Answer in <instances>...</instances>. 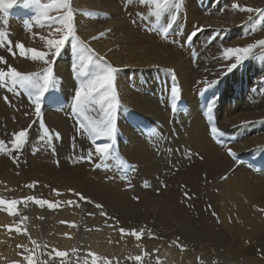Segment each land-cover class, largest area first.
<instances>
[{
    "label": "bare ground",
    "instance_id": "obj_1",
    "mask_svg": "<svg viewBox=\"0 0 264 264\" xmlns=\"http://www.w3.org/2000/svg\"><path fill=\"white\" fill-rule=\"evenodd\" d=\"M234 2L264 8V0H182L165 39L159 28L167 24L168 14L157 21L151 4L71 0L75 31L84 43L74 49L69 42L54 58L56 88L46 94L39 115L26 91L0 86V148H10L13 134L28 129L20 152L0 150V198L35 196L58 203L51 209L22 202L15 215L0 206V264H27L21 255H28L27 249L39 264H84L91 259L89 252L108 257L112 264H264V49L232 72L221 67L234 62L222 58L223 48L264 39V21L257 22L255 14L248 21L247 12L232 8ZM38 11L19 0L10 9L0 8V31L17 52L13 56L6 43L0 45V57L7 61L0 68L11 65L30 73L47 66L19 56L15 47L23 42L26 48L46 50L40 37L55 38ZM201 25L205 31L185 43ZM213 29L227 31L212 38ZM96 54L121 69L115 88L123 108L111 139L92 136L81 127L88 122L71 109L80 83L102 66ZM165 69L174 70L178 101L170 99L173 77ZM205 78L219 83L204 92L198 81ZM12 94L15 110L5 102ZM210 102L211 115L206 110ZM99 106L92 105L87 113L97 122L104 119ZM210 120L224 132L222 142L211 135ZM2 126L15 132L7 136ZM44 127L51 139H40ZM102 142L119 146L130 168L125 170L112 153L108 167H96L98 173L85 183H72L76 167L100 163L95 154L92 162L73 156H87ZM228 147L236 157L228 154ZM72 187L86 199L64 202ZM77 202H85V215L79 216ZM96 205L108 216L99 217ZM16 226L26 232H16ZM121 228L144 231L136 240L122 235ZM53 249L68 255L57 257ZM138 255L143 256L140 262L128 258Z\"/></svg>",
    "mask_w": 264,
    "mask_h": 264
},
{
    "label": "snow or ice",
    "instance_id": "obj_2",
    "mask_svg": "<svg viewBox=\"0 0 264 264\" xmlns=\"http://www.w3.org/2000/svg\"><path fill=\"white\" fill-rule=\"evenodd\" d=\"M27 6L28 4H34L38 7V16L40 20H43L47 23L48 27L52 32L56 34L55 38H49L48 36H41L40 39L46 42V50H38L36 48H26L23 42H17L15 47L18 49V54L21 57L30 58L33 61H41L45 65L40 72H30L25 73L18 71L17 68L8 65L7 69L0 68V86L8 88L9 91H17V89H22L29 94V97L35 106V112L39 115L41 111V106L44 101L46 94L55 91L56 81L53 76V67L55 60L54 58L59 57L62 49L69 42L72 43L73 48L75 49L78 45H82L84 42L80 39V37L76 34L75 26H74V16L75 12L72 8L71 0H48L47 3H42L41 0H19ZM18 0H0V8L10 9L13 5L17 4ZM140 3L151 4L152 10L151 15L156 18L157 21L160 20L162 16L166 13L168 14V22L166 25L161 26L159 31L166 39L173 28L174 23L178 19L179 10L181 8L182 0H140ZM232 8L234 10H239L241 12H247L249 14L248 21H253V15L255 14L256 21H264V8L260 7H247L241 6L239 3H233ZM55 13V15H53ZM143 15V14H141ZM39 22V20L37 21ZM247 23V22H245ZM55 25V27H53ZM31 26V25H29ZM44 23H40V27H44ZM205 31L204 26L195 27L194 30L188 34L185 43H191L193 38ZM213 37L215 38L220 34L221 31H227L226 29H213ZM51 35V33H50ZM101 36L104 33L100 34ZM96 39V37H93ZM8 45V51L16 56L17 52L13 51L11 45L12 41L8 39L7 33L0 31V45L4 44ZM86 47V46H85ZM264 49V39H259L254 43H250L247 46L243 47H226L222 50V58L225 61H234L232 63H228L222 65L221 67L224 69L225 73L232 72L233 69L237 68L244 61L253 58L254 53L257 49ZM91 53L93 50L88 49ZM97 59L102 62V66L96 74L92 75L90 79H84L79 88L75 91L73 102L71 105L72 111L83 117L84 120L88 122L87 125L82 124L81 127H87L88 132L96 137V136H104L108 138H114L117 133V113L119 110L123 108L121 104L118 93L115 88V77L116 74L121 70L109 63L103 57H100L99 54H96ZM0 63L7 64V61L4 60L3 57H0ZM168 71L170 75L173 77V84L170 88V99L175 102L180 98V88L175 83V74L174 70L165 69ZM198 83L204 84V92H207L209 89L214 87L219 80L209 81L205 78L204 81H198ZM7 100V97H5ZM94 104H100L104 111V119L102 121H95L89 118L87 115L90 107ZM173 110L175 111L177 108V104L173 103ZM206 110L211 115L213 112V104L210 102L206 106ZM250 122H245V124ZM45 135L41 136L40 139L44 140L45 138L51 139L52 134L44 127L43 129ZM210 133L213 137L217 138L218 142L221 141V137L224 136V132L221 131L220 128L217 127L215 123H212L210 120ZM59 135L58 133L56 134ZM28 137V129H21L20 131L13 134V137L10 141L11 147H2L0 150L8 152L11 154L12 152H20L23 148V145L27 143ZM114 150V145L112 143H102L97 144L94 150H90L87 156H80L79 160L84 161L87 160L89 162L93 161V155H97L100 158V163L95 164V167H108L106 161L112 155ZM227 152L230 156L236 157L237 153L233 151L231 147L227 148ZM16 159V157H13ZM226 178V177H222ZM29 187H34V185H29ZM57 194H59L58 190ZM81 200L86 199L82 194L75 193ZM187 197V193H185ZM27 201H32L36 205L40 207L47 206L48 208L54 209L58 207L57 202H52L43 199H37L35 196H29L21 200H5L0 198V206H3L4 209L12 215H15L17 212V205ZM69 205H72V201H68ZM97 208H101V205H96ZM106 215V214H105ZM74 226V225H73ZM13 226L9 225V230L12 229ZM16 232H26V229H23L20 226L15 227ZM120 233L130 234L136 238V240H140L143 235V229L137 232L135 229L131 230L129 233L128 230L121 228ZM31 243L36 247L40 248L41 245L36 240H31ZM27 248V246H18ZM46 247V245H45ZM29 252L28 255L23 256L24 261L27 264H39L38 259L33 254L32 249H27ZM77 250L74 248L72 252L75 253ZM53 254L57 257H66L68 253L66 251H60L58 249H53ZM51 255V254H50ZM88 257L91 259H85L84 264H112V261L106 256H100L95 252H89ZM144 255H147L145 253ZM130 260L140 262L143 260V256H130L128 257ZM159 261V258H157ZM12 264H20L19 261H13Z\"/></svg>",
    "mask_w": 264,
    "mask_h": 264
},
{
    "label": "rangeland",
    "instance_id": "obj_3",
    "mask_svg": "<svg viewBox=\"0 0 264 264\" xmlns=\"http://www.w3.org/2000/svg\"><path fill=\"white\" fill-rule=\"evenodd\" d=\"M6 89V88H5ZM14 101H15V95L14 94H12V95H10V97L8 98V100L7 101H5L11 108H13L14 110L16 109L15 107H14ZM100 108V109H99ZM99 108H98V110L99 111H101L102 110V107H101V105L99 106ZM31 122H33L34 124L36 123L35 121H31ZM145 126V125H144ZM2 131H4L5 132V134L7 135V136H10V135H12L14 132H15V130L12 128V127H8V126H5L4 127V129H3V126H2ZM51 132V131H50ZM0 135H2V134H0ZM104 137V136H103ZM105 139H107L108 137H104ZM105 141V140H104ZM103 143V142H102ZM101 143V144H102ZM0 145H1V143H0ZM24 147V146H23ZM22 157V156H21ZM20 157V158H21ZM79 157L80 156H78L77 154L76 155H74L73 156V158L74 159H76V160H79ZM19 158V157H18ZM19 158V159H20ZM257 163H259V162H257ZM26 168H28V166H26ZM264 169V167L261 169V170H263ZM71 173H72V183H74V184H77V185H80V184H82V183H85L90 177H93V176H95L98 172H97V170H96V167L94 166L93 168L91 167V165H89V166H84V165H82V166H78V167H76L75 168V170H72L71 171ZM72 189L74 190V192H70L71 194H70V198L68 197V199L67 200H65L64 202H68V201H73V200H80V198L78 199V197H77V195L75 194V193H79V189H77V188H73L72 187ZM75 190H76V192H75ZM129 191H131V190H129ZM132 193V192H131ZM136 200H138V198H135ZM85 204V202H83V203H81V202H77L76 204H75V209L79 212V216H81L82 214H84L85 215V213L86 212H88V208L84 205ZM27 209H28V203H27ZM84 212H83V211ZM106 214V215H105ZM98 215H99V217H101V218H104V217H106V216H108V214H107V212L106 211H103V208H101V209H99V213H98Z\"/></svg>",
    "mask_w": 264,
    "mask_h": 264
}]
</instances>
